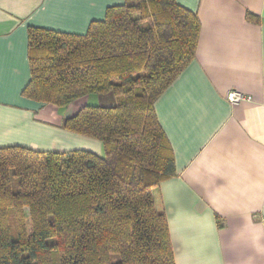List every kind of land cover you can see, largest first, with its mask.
<instances>
[{
    "label": "trees",
    "instance_id": "obj_1",
    "mask_svg": "<svg viewBox=\"0 0 264 264\" xmlns=\"http://www.w3.org/2000/svg\"><path fill=\"white\" fill-rule=\"evenodd\" d=\"M125 1L84 36L28 28L24 97L116 105H83L62 124L102 156L0 148V264H175L152 197L175 176L154 103L193 61L200 23L176 0Z\"/></svg>",
    "mask_w": 264,
    "mask_h": 264
},
{
    "label": "crops",
    "instance_id": "obj_2",
    "mask_svg": "<svg viewBox=\"0 0 264 264\" xmlns=\"http://www.w3.org/2000/svg\"><path fill=\"white\" fill-rule=\"evenodd\" d=\"M125 2L0 0V148L103 155L99 141L62 127L89 97L57 108L22 95L27 31L84 36ZM176 3L197 16L200 36L193 61L154 103L175 166L153 190L154 206L175 264H264V0ZM230 92L250 102L231 105Z\"/></svg>",
    "mask_w": 264,
    "mask_h": 264
},
{
    "label": "rangeland",
    "instance_id": "obj_3",
    "mask_svg": "<svg viewBox=\"0 0 264 264\" xmlns=\"http://www.w3.org/2000/svg\"><path fill=\"white\" fill-rule=\"evenodd\" d=\"M91 99V101L88 103V105H86L87 103H85L86 106H100V107H112L114 105H116V100L114 99V97L109 94L107 96L101 95V96H92L89 97ZM96 98L98 99V104H96L97 102L95 101ZM89 99V100H90ZM79 101V100H78ZM77 101V102H78Z\"/></svg>",
    "mask_w": 264,
    "mask_h": 264
},
{
    "label": "built area",
    "instance_id": "obj_4",
    "mask_svg": "<svg viewBox=\"0 0 264 264\" xmlns=\"http://www.w3.org/2000/svg\"><path fill=\"white\" fill-rule=\"evenodd\" d=\"M226 100L231 105H236V104H239L241 102H250L249 97H246L243 94L237 93V92L228 93L226 95Z\"/></svg>",
    "mask_w": 264,
    "mask_h": 264
}]
</instances>
